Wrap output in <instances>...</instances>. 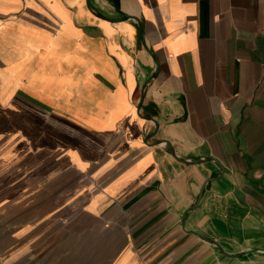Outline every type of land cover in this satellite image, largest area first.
<instances>
[{"label":"crops","instance_id":"1","mask_svg":"<svg viewBox=\"0 0 264 264\" xmlns=\"http://www.w3.org/2000/svg\"><path fill=\"white\" fill-rule=\"evenodd\" d=\"M191 231L264 247V0H0V264H264Z\"/></svg>","mask_w":264,"mask_h":264},{"label":"rangeland","instance_id":"2","mask_svg":"<svg viewBox=\"0 0 264 264\" xmlns=\"http://www.w3.org/2000/svg\"><path fill=\"white\" fill-rule=\"evenodd\" d=\"M65 251L66 246H65ZM61 251L57 249L56 246H42V247H34V255L32 260H18V261H13V260H6L2 261L1 264H59L58 260L56 261V256L60 253Z\"/></svg>","mask_w":264,"mask_h":264},{"label":"water","instance_id":"3","mask_svg":"<svg viewBox=\"0 0 264 264\" xmlns=\"http://www.w3.org/2000/svg\"><path fill=\"white\" fill-rule=\"evenodd\" d=\"M138 25L140 26V22L137 21ZM156 74H154L153 76H155ZM145 86L146 84H144V86L142 87V91H144L145 89ZM204 186H202L199 194H198V197L196 199V201L194 202V204H192L189 209H192L196 206V204L198 203L199 199L201 198L202 196V190H203ZM185 215V214H184ZM191 232H194L196 235H198L200 238H202L203 240L213 244L219 251L221 254H223L224 256L226 257H230V258H240L248 253H251V252H261V253H264V247L263 246H248V247H245V248H242L240 251L238 252H235V253H230L228 252L223 246L222 244L216 240L215 238L213 237H210V236H206L200 232H197V231H191Z\"/></svg>","mask_w":264,"mask_h":264}]
</instances>
